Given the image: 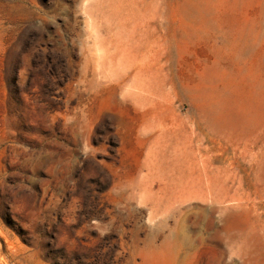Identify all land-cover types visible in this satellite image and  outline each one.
Masks as SVG:
<instances>
[{
  "label": "rangeland",
  "instance_id": "rangeland-1",
  "mask_svg": "<svg viewBox=\"0 0 264 264\" xmlns=\"http://www.w3.org/2000/svg\"><path fill=\"white\" fill-rule=\"evenodd\" d=\"M0 264H264V0H0Z\"/></svg>",
  "mask_w": 264,
  "mask_h": 264
}]
</instances>
